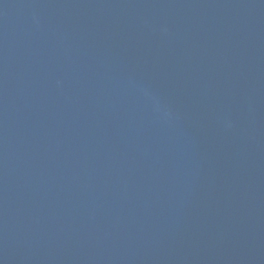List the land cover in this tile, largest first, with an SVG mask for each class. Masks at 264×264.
<instances>
[{"label": "water", "instance_id": "1", "mask_svg": "<svg viewBox=\"0 0 264 264\" xmlns=\"http://www.w3.org/2000/svg\"><path fill=\"white\" fill-rule=\"evenodd\" d=\"M0 264H264V0H0Z\"/></svg>", "mask_w": 264, "mask_h": 264}]
</instances>
